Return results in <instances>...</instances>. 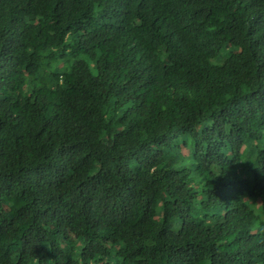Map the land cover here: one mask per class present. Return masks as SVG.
<instances>
[{
  "label": "trees",
  "instance_id": "trees-1",
  "mask_svg": "<svg viewBox=\"0 0 264 264\" xmlns=\"http://www.w3.org/2000/svg\"><path fill=\"white\" fill-rule=\"evenodd\" d=\"M0 264H264V0H0Z\"/></svg>",
  "mask_w": 264,
  "mask_h": 264
}]
</instances>
